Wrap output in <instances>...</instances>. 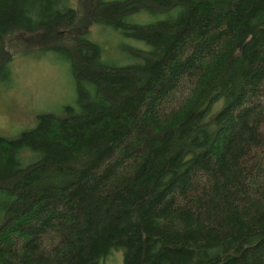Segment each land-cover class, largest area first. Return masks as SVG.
Returning a JSON list of instances; mask_svg holds the SVG:
<instances>
[{"label": "trees", "instance_id": "16d2710c", "mask_svg": "<svg viewBox=\"0 0 264 264\" xmlns=\"http://www.w3.org/2000/svg\"><path fill=\"white\" fill-rule=\"evenodd\" d=\"M11 41L77 108L0 137V264H264V0H0V81Z\"/></svg>", "mask_w": 264, "mask_h": 264}, {"label": "rangeland", "instance_id": "374dc122", "mask_svg": "<svg viewBox=\"0 0 264 264\" xmlns=\"http://www.w3.org/2000/svg\"><path fill=\"white\" fill-rule=\"evenodd\" d=\"M117 32L97 25L91 29L90 37L102 45L108 63L134 62L130 50L148 48L145 42ZM9 46L12 58L8 79L0 81V137L14 139L34 127L40 114L63 115L66 107L76 109L77 93L69 61L61 51L40 45L31 50L22 43L15 46V41ZM106 264H123L122 249L112 251Z\"/></svg>", "mask_w": 264, "mask_h": 264}]
</instances>
